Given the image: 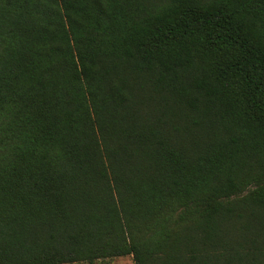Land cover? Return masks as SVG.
<instances>
[{"label":"trees","instance_id":"trees-1","mask_svg":"<svg viewBox=\"0 0 264 264\" xmlns=\"http://www.w3.org/2000/svg\"><path fill=\"white\" fill-rule=\"evenodd\" d=\"M264 264V0H0V264Z\"/></svg>","mask_w":264,"mask_h":264},{"label":"rangeland","instance_id":"rangeland-1","mask_svg":"<svg viewBox=\"0 0 264 264\" xmlns=\"http://www.w3.org/2000/svg\"><path fill=\"white\" fill-rule=\"evenodd\" d=\"M96 264H104V263H96ZM106 264H133V261L130 256L114 258L109 260Z\"/></svg>","mask_w":264,"mask_h":264}]
</instances>
